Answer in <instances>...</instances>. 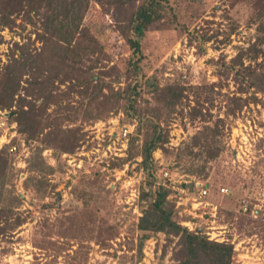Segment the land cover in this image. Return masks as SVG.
I'll return each instance as SVG.
<instances>
[{
  "label": "rangeland",
  "instance_id": "1",
  "mask_svg": "<svg viewBox=\"0 0 264 264\" xmlns=\"http://www.w3.org/2000/svg\"><path fill=\"white\" fill-rule=\"evenodd\" d=\"M169 1L171 9L165 22H162V30L153 31L141 39V52L137 55L133 49L130 50L126 41L115 33L117 21L113 13L117 9L113 8L112 12L103 15V8L94 1L83 24L84 31L87 28L90 33L85 32L92 35L87 38L82 34L84 38L80 37L78 42L82 41L92 48L96 46L100 50L95 54L90 53L88 57L82 55L83 48H76L77 51L71 54L74 62H68L70 69L78 68L82 73L88 72V76L102 77L106 81V88L103 90L106 95L111 94L112 90L126 91L129 84H142L139 85V88L142 86V95L139 99L142 110L157 105L153 95L144 87L146 79L150 76H157L161 86H165L169 79L171 82L185 84L189 82L190 85L201 86L202 89L207 85L219 84L221 80L216 73L219 71V65L215 62L220 61L221 55H226V62H230L239 53L238 47L247 48L253 42L257 25L252 18L260 0H243L235 6L232 5L233 0ZM261 1L264 4V1ZM128 8L126 6L123 11ZM1 17L0 15V21ZM15 20L17 26L24 21L19 16ZM35 30L31 25H26L25 30L20 27L14 29L0 27L1 67L8 64L9 55L16 49L15 44L23 45L28 42V38H31L37 50L41 51L43 43L37 41ZM217 33V37L211 42L203 44L205 36L208 38ZM92 36L101 40L103 47L100 45L101 42L95 44ZM229 37L230 43L226 45L224 42ZM79 45L80 43L74 46ZM78 55L80 58L84 56L83 62L75 63ZM141 55L145 56L142 74L137 76L135 71L131 74L124 72L126 59L129 60L131 57L137 59ZM246 64L250 62L246 61ZM144 74L147 76L146 79L142 76ZM27 80L28 75L23 78V86H26ZM228 83L231 92L235 91L234 82L229 80ZM68 85L69 83L60 84L56 92L67 93L70 94V98L81 99L78 93H68L70 90ZM94 86L96 82L91 83V87ZM24 92L22 90V94H25ZM228 92L229 90L224 87L220 91L221 95L217 90L213 93L212 114L215 119L217 117L227 119L223 99ZM194 98L191 96L192 101ZM103 100L104 97L100 96L91 105L85 106L86 112L80 114L76 125L82 126L87 137L76 153L64 152L62 159L58 160L55 157L56 149L46 147L43 157L47 165L57 169L53 176L54 183L60 178L61 171H65V174H62L64 183L56 191V194L61 193L58 196V207L46 211L43 210L44 204H51L57 195L43 200L35 197L33 192H26L22 187L23 181L30 175L27 161L33 158L37 147L43 145L39 142L27 145L25 138L17 132V123L8 119L9 111L0 110V149L13 138L17 139L18 150L11 153L12 158H15L13 165L15 164L16 177L13 182L16 184L17 193L25 200L20 210L28 217L25 225L1 239L0 264H74L72 256L80 248L85 249V252L89 251V254L88 260L78 262L79 264H171L170 255L166 261L160 260L165 242L163 235H160V240L147 241L144 257L139 260L136 247L137 224L142 216L140 189L146 182L147 175L142 169H135L139 164L134 161L140 163L143 159L139 157L132 161L134 165L131 166L129 163L123 169H112L113 162L127 156L131 135L137 132L139 122L135 118L127 120L123 109L113 108L110 111L100 106ZM53 109L54 107L50 112L54 111ZM183 110V107H179L177 112L163 108L161 110V126L170 131L171 140L166 146L172 151L185 147L190 137L205 125L200 119L196 122L189 121L187 108ZM226 122L228 149L218 161L209 166L210 190L205 198H200L201 191L198 189L205 181L197 182L191 187L196 180L186 173V169L191 165V159L182 163L175 155H166L162 150L157 151L155 153L157 178L159 182L176 192L174 196L178 198L180 215L183 218H191V221L184 223L185 226L191 230L203 228L213 240L232 242L237 251L235 264H264V107L252 104L237 117H229ZM125 130H128L127 137H124ZM143 137V135L140 137L138 146H142ZM199 165L197 162L196 166ZM68 182L71 185L67 186ZM102 183L107 185L106 190L110 192L107 207L111 206V210L115 215L118 214L121 223L119 235L111 238L106 246L89 239L87 231L91 227L95 228L98 220L100 223L101 215L88 213L80 208V200L72 193L74 187L89 190L96 185L100 187ZM7 186V190L13 187L10 183ZM221 188H226L228 194H223ZM103 195L105 196L106 192H103ZM5 196H9L7 191ZM244 201L249 208L248 212L240 210ZM46 218L57 225L55 230L59 229L61 222L59 220L66 221L65 224L68 226L71 219L76 227L75 232L81 236L87 235L88 239H84L83 242L80 238L71 240L70 234L67 239L65 238V242L62 239L64 237L56 233L53 240L57 245L41 250L35 243L42 238L40 231ZM94 218L96 221L92 223ZM112 223L114 220H110V224ZM95 234L96 232L93 233ZM64 242L73 243V247L57 256L56 251L59 247L67 246ZM82 243L88 244L90 248L79 247Z\"/></svg>",
  "mask_w": 264,
  "mask_h": 264
},
{
  "label": "trees",
  "instance_id": "2",
  "mask_svg": "<svg viewBox=\"0 0 264 264\" xmlns=\"http://www.w3.org/2000/svg\"><path fill=\"white\" fill-rule=\"evenodd\" d=\"M94 1L103 8V15L112 12L113 8L117 9L113 13L117 21L115 33L126 41L127 46H130V50L133 49L136 55L141 52V39L153 31L162 30V22H165L171 9L169 0H0L2 16L0 27L11 29L20 27L25 30L26 25H31L36 29L37 41L43 43L41 51L37 50L31 38H28V42L23 45L16 43V49L12 50L8 57V64L4 67L0 64V110L9 111L8 119L17 123V132L25 138L27 145L32 142L43 145V147L38 146L33 158L27 161L30 175L23 181V189L26 192H33L35 197L43 200L57 195L51 204H44L43 210L58 207V196L61 193L56 194V191L64 183L62 174H65V171H61L60 178L54 183L53 176L57 173V169L47 165L43 153L47 146L56 149L55 157L58 160L62 159L64 152L76 153L87 137L82 126L76 125L80 114L86 112L85 106L91 105L102 96L104 100L100 106L110 111L113 108L123 109L127 120L135 118L139 122L137 132L131 135L126 151L127 156L118 158L117 162L112 163V169H123L129 163L131 166L137 163L139 166L135 169H142L147 175L146 182L140 189L142 216L137 224L138 245L136 247L139 260L144 257L147 241L160 240V235H163L165 242L162 246L161 261H166L170 255L171 264H235L237 251L232 242L213 240L205 229L191 230L184 225L191 221V218H183L180 215L178 198L174 196L176 192L168 185L159 182L155 153L162 150L166 155H175L182 163L191 159V165L186 169L187 175L196 178L191 187H194L197 182L205 181L198 189L210 190L209 166L218 161L228 149L227 119L231 116L237 117L252 104L264 107V4L260 0L257 4L259 6L255 7L252 21L257 25V32L253 42L247 48L238 47L239 53L230 62H226V55H221L220 61L215 62L219 65V71L216 72L221 80L219 84L207 85L202 89L201 86L196 87L189 82L187 84L171 82L169 79L165 86H161L157 76L146 79L147 76L144 74L142 75L146 79L144 87L153 95L157 105L154 108L147 107L142 110L139 105L142 95V86L139 88V85L142 84H129L126 91L112 90L111 94L106 95L103 93L106 81L102 77L88 76V72L82 73V70L79 71L78 68L70 69L71 66L68 65L69 61L74 62L71 54L76 48H83L82 55L88 57L90 53L95 54L100 50L96 46L92 45V48L82 41L78 42L82 34L87 38L92 35L89 34V29L85 30L89 33L84 31L83 24ZM242 1L233 0L232 5L235 6ZM126 6L129 8L124 12L123 9ZM17 16L24 19L19 26L15 20ZM217 35L218 33L208 38L205 36L203 44L211 42ZM92 38L95 44L101 42L93 36ZM230 40L229 37L224 43L227 45ZM0 41H2L1 37ZM78 43H80L79 47L74 46ZM100 45L102 46V42ZM83 57L80 58L78 55L75 63L83 62ZM144 59L143 55L137 59L132 57L129 60L126 59L124 72L131 74L135 71L137 76L142 74ZM246 61L250 64L247 65ZM27 75L26 86H23V78ZM229 80L236 85V90L232 91L233 96H231ZM93 82H96L94 88L91 87ZM67 83L70 89L68 93H78L81 99L70 98V94L56 92L60 84ZM224 87L229 90L223 99L227 119L219 117L215 119L212 114L213 93L217 90L221 95L220 91ZM22 90L25 94H22ZM191 96L195 97L193 101ZM192 103H194L193 106ZM53 107L54 111L50 112ZM179 107H183L184 110L187 108L189 121L196 122L200 119L205 125L190 137L185 147L172 151L166 146L171 140L170 131L161 126V110L163 108L177 112ZM89 115L88 112L87 116ZM142 135L144 136L142 146H138ZM16 144L17 139L13 138L9 144L0 149V241L10 232L13 233L21 228L28 220V217H25L20 210L25 200L17 193L16 184L13 182L16 177L15 164L13 165L15 158H12L11 153L18 150ZM139 157L143 159L140 163L135 160ZM197 162L200 164L198 167ZM8 183L13 185L10 190H7ZM69 185H71L70 182L67 183V186ZM102 185L100 187L96 185L89 190L74 187L72 193L80 200V208L88 213L94 212L95 215H101L100 223L98 220L96 227H91L87 231L89 239H94L95 242L106 246L111 238L119 235L121 223L118 214H114L111 206L107 207L110 192L106 190L107 185L103 183ZM6 191L9 193L8 197L5 196ZM103 192H106L105 196ZM110 220H114V223L110 224ZM59 221H61L59 229L55 230L56 224L50 222L49 218L44 220L40 231L42 238L35 243L38 248L45 250L49 246H56L57 242L53 240V235L56 233L64 237L62 239L65 242V238L67 239L70 234L71 240L80 238L83 242L84 239H88L87 235L81 236L80 233L75 232L76 227L71 219L68 226L65 224L66 221ZM95 221L96 218L92 223ZM95 232L96 234L93 235ZM65 244L68 247H59L56 251L57 256L73 247V243ZM159 246H161L160 241ZM79 247L90 248L84 243ZM88 254L89 251L85 252V249L77 250V253L72 256L75 260L74 264L87 261Z\"/></svg>",
  "mask_w": 264,
  "mask_h": 264
},
{
  "label": "built area",
  "instance_id": "3",
  "mask_svg": "<svg viewBox=\"0 0 264 264\" xmlns=\"http://www.w3.org/2000/svg\"><path fill=\"white\" fill-rule=\"evenodd\" d=\"M127 135H128V130H125V135H124V137H127ZM227 189L226 188H222L221 189V192L222 193H227ZM201 199L202 198H205V196H207L208 195V190L207 189H204V190H202L201 192ZM209 205V204H208ZM240 210H243V212H247L248 211V206H247V204H246V202L245 203H243L241 206H240Z\"/></svg>",
  "mask_w": 264,
  "mask_h": 264
},
{
  "label": "clouds",
  "instance_id": "4",
  "mask_svg": "<svg viewBox=\"0 0 264 264\" xmlns=\"http://www.w3.org/2000/svg\"><path fill=\"white\" fill-rule=\"evenodd\" d=\"M220 191H221V190H220ZM223 194H228V193H223ZM244 203H245V202H244ZM242 204H243V203H242ZM242 204H241V205H242ZM248 210H249V208H248ZM242 211H243V210H242ZM247 212H248V211H247Z\"/></svg>",
  "mask_w": 264,
  "mask_h": 264
}]
</instances>
